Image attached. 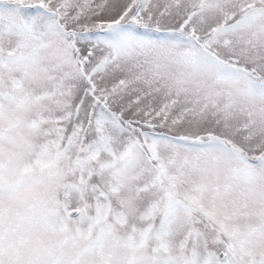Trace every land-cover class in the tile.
<instances>
[{
  "label": "snow or ice",
  "instance_id": "snow-or-ice-1",
  "mask_svg": "<svg viewBox=\"0 0 264 264\" xmlns=\"http://www.w3.org/2000/svg\"><path fill=\"white\" fill-rule=\"evenodd\" d=\"M0 264H264V0H0Z\"/></svg>",
  "mask_w": 264,
  "mask_h": 264
}]
</instances>
